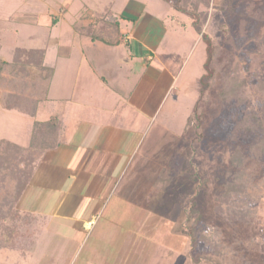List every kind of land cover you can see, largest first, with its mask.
<instances>
[{"label": "rangeland", "instance_id": "1", "mask_svg": "<svg viewBox=\"0 0 264 264\" xmlns=\"http://www.w3.org/2000/svg\"><path fill=\"white\" fill-rule=\"evenodd\" d=\"M129 1L0 0L2 55L10 60L13 51L24 53L30 47L44 48L46 63L55 69L51 88L42 85L45 81L37 84L39 94L49 92L34 118L0 108V147L3 140L28 145L33 119L45 120L65 107L66 122L71 124L68 128L73 133L75 128L69 120L75 115H82L87 125L98 119L94 123L114 128L118 123L124 130L140 129L134 116L139 113L118 95L128 97L130 93L135 96L145 92L149 96L147 79L140 83V88L136 84L144 74L155 75L154 70L141 68L136 58L132 63L124 62L128 52H138L137 41L116 43L117 31L113 33L116 27L110 26L109 21L100 22L103 29L96 27L103 13L118 15L133 9ZM141 1L147 3L145 11L159 20L154 22L144 14L134 24L119 17L122 28L131 35L150 26L159 28L163 32L155 52H164L165 63L185 65L176 83L180 88L178 99L174 102L172 95L165 101L151 123L142 118L149 136L144 139L143 155L137 156L136 173L133 175V166L126 174L125 183L130 177L135 178L137 195H150V200L142 201L151 209L145 223L151 228L153 240L158 239L155 243L164 246L153 245L154 250L148 249L146 260L150 264L151 261L152 264L156 261V264H264V185L259 181L264 172V149L258 157L253 154L252 145L243 147L244 143L264 139V0H210L209 5L200 0L203 5L199 10L192 5L183 6L181 0H167L175 8L161 1L137 0ZM155 4H161L159 10L151 8ZM224 15L232 21L226 32L221 29ZM91 26H95L92 32ZM210 43L211 48L222 46L219 49L222 64L211 68L216 74L209 79ZM233 74L245 82L236 99L228 96L227 85ZM158 101L152 97L148 105L153 108ZM168 127L173 132L167 131L162 136ZM174 132L178 135H173ZM236 145L244 148L246 163L241 170L246 173L245 181L256 196L255 202L243 195L229 202L222 199L226 182L232 181L235 170H239L230 162ZM40 149L30 150L33 160L40 155ZM192 157L193 165L203 176L201 180L207 182L199 189V182L192 180L196 169L190 162ZM167 170L175 178L173 188L158 189L156 184L161 186L159 179ZM255 190L257 193L253 194ZM191 198L202 212L200 224L206 226L202 231L208 238L201 240L197 234L195 243L186 230ZM233 201L239 203L240 209L229 210ZM14 210H20L19 201ZM15 222L14 217L9 218L7 226ZM139 245L137 241L134 247Z\"/></svg>", "mask_w": 264, "mask_h": 264}, {"label": "crops", "instance_id": "2", "mask_svg": "<svg viewBox=\"0 0 264 264\" xmlns=\"http://www.w3.org/2000/svg\"><path fill=\"white\" fill-rule=\"evenodd\" d=\"M150 1H161L163 5L175 8L167 0ZM130 4L136 10L113 14L118 17L120 42H138V52H128L129 56L124 62L132 63L136 58L141 68H152L155 75L146 77L144 74L137 80L136 88H140V83L148 80L151 92L149 96L144 92L135 96L130 93L128 97L118 95V98L125 99V104L137 110L139 114H133L140 129L130 127L124 130L118 123L115 128L114 125L94 123L98 119L87 125L82 115H75L69 120L75 128L73 133L68 128L71 124L66 122V107L60 113L53 114L62 121L59 135L61 143L56 148L49 147L41 151L35 159L34 174L19 200L20 213H27L31 223L15 225L9 235H1L0 264H150L146 260L150 254L148 249L154 250L153 245L157 248L164 247L160 242L155 243L158 239L153 240L151 228L145 223L147 211L151 209L146 208L143 202L150 200V195H137L135 178L127 179V185L125 179L129 168L134 166L133 175L136 173L137 156L142 154L143 144L149 136L148 129L143 124L144 119L147 118L151 123L159 115L165 101L172 95L174 102L178 99L180 88L176 87V83L185 65L179 66L178 62L173 65L165 63L162 59L167 57L163 55L164 52H155L163 32L159 28L150 26L140 33L134 31V35L122 28L121 18L134 24L145 15L154 22L159 20L156 15L145 11L147 3L130 0ZM159 7L161 4H155L151 8L159 10ZM1 52L0 47V57L6 60ZM152 97L157 101L159 99L153 108L152 104L148 105ZM0 108L34 118L18 110L6 109L1 101ZM121 117L124 118L125 114ZM35 120L37 119H33V124ZM166 129L162 136L167 131L173 132L170 127ZM159 132L160 130L157 131ZM30 133L31 143L33 125ZM151 133L153 136L154 132ZM173 135L178 134L174 132ZM29 144L19 145L27 147ZM25 238L27 240L24 242ZM137 241L140 245L136 248L134 246Z\"/></svg>", "mask_w": 264, "mask_h": 264}, {"label": "trees", "instance_id": "3", "mask_svg": "<svg viewBox=\"0 0 264 264\" xmlns=\"http://www.w3.org/2000/svg\"><path fill=\"white\" fill-rule=\"evenodd\" d=\"M192 1L193 0H181V3L183 6L187 7L192 5L196 10H199V8L203 5L202 2L200 3V0H194V4H192ZM203 2L207 5L210 4V0H203ZM223 11L229 12L228 9H224ZM103 14L96 27L103 29L104 26L102 24L109 21L110 26L113 24L116 27V30H113V33L117 31L115 42L119 43L120 26L118 17L113 15L111 12ZM227 16L224 15V18ZM229 19L227 20L225 18V20H222L221 23V29L225 32L227 29H231L232 21ZM100 22H102V24ZM242 23L243 22H241V24ZM89 25H93V23ZM91 27L90 32H92V29L95 26ZM211 46L212 44L210 43L209 47L211 52L208 53L209 63L207 64V69L210 70L209 79L216 74V71L211 68H219L222 64V61L219 58V54H221L219 49H221L222 46L214 45L212 48ZM20 53L22 52L16 53L15 51L10 60H4L0 57V101L6 109H14L34 116L40 103L47 100L49 92L47 91L45 95L39 94L37 84L45 81L42 85H44L46 89H49L55 70L52 66H49L46 63V52L44 48H42V50L40 48H31L28 52H24L22 54ZM24 56H26V60H24ZM226 77L227 79L229 78L227 74ZM244 83V80L240 78L238 74H233L231 76V83H228L227 85L229 86L228 96L234 99L238 98V95L241 94L240 89H242ZM189 120L190 117H188L187 122H189ZM61 128V118L57 115H53L44 121H34L32 141L29 146L22 147L9 140L2 141L0 147V239L1 235L4 236L6 233L9 235L14 230L15 225H27L31 223L30 217L25 218V216L18 210H14L15 203L17 204L20 200L35 171L36 160H33L30 150H33V152L38 151L41 147L47 145L46 141L49 143L46 148H43L42 150L40 149L41 151H45L49 149V147L56 148L61 142V140H59ZM38 140H41L42 142L38 144ZM248 145H252L253 154L260 157V154L264 149V139L251 144L244 143L243 147H247ZM243 147L236 145L233 150V154L230 157L231 164L235 167H239V170H235L233 180H228L225 184V192L222 199H226V202H229V199L231 200L234 197H242V195L246 196L247 199L253 202H255L256 199V196L251 194L247 181H245L247 180L246 173H243L244 170H241L243 164L246 163V160L244 161L246 154L243 151ZM190 159L192 166L196 168L195 165H193L194 158L192 157ZM185 173L186 172H184V174ZM202 177L203 176L199 174L197 168L192 172L193 182H199L197 189L206 186L207 182L201 180ZM174 181L175 178L172 177L171 171L167 170L159 179L161 186H157L156 184V187H158V189L162 187L165 190L170 188L172 189ZM259 181H263L264 185V172L262 173V177ZM254 193H257L256 190L253 191V194ZM191 199L189 208L187 209L186 230L188 231L189 236H191L192 243H195V241H197V234H199V239L201 240H207L208 238H206L205 235L203 236V231L206 226L200 224L202 212L200 209H196L197 203L195 202V199ZM228 208L229 210L235 211L240 209V206L238 202L233 201V204L229 205ZM240 213L243 214V211ZM197 214V220L195 221L194 217ZM13 217L16 221L15 225L13 224L14 226H7L8 219Z\"/></svg>", "mask_w": 264, "mask_h": 264}]
</instances>
